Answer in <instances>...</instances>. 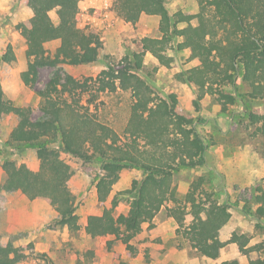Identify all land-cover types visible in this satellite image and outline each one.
<instances>
[{
    "label": "trees",
    "instance_id": "16d2710c",
    "mask_svg": "<svg viewBox=\"0 0 264 264\" xmlns=\"http://www.w3.org/2000/svg\"><path fill=\"white\" fill-rule=\"evenodd\" d=\"M195 1L194 13L182 10L170 13L166 0H112V10L131 24L143 15L157 16L160 35L141 37V50L151 54L157 69L170 66L173 56L169 52L188 49L189 58L196 59L197 64L184 69L179 78L195 86L198 97H212L220 113H227L239 103H264V0ZM79 2L29 0L32 11L29 25L16 26L30 43L25 52L27 68L20 73L21 78L36 76L43 66L56 70L36 90L41 112L37 117L30 106L11 105L0 84V119L5 110L18 117L7 144L37 151L39 160L35 171L25 163L15 165L3 160L5 177L1 188L19 190L29 199L46 196L64 205L71 195L61 181L72 169L61 156L67 153L97 163L104 170L95 183L97 199L104 201L119 172L129 166L140 170L142 177L132 179L130 187L119 192L128 195L126 214L119 222L111 209L102 215L91 214L86 226L90 237L113 236L131 251V240L164 208L198 255L216 259L226 244L234 242L247 252L244 247L248 238L244 234L234 232L227 240L219 238L220 229L231 217L229 208L238 203L220 202V193L212 186V171L207 168L204 136L188 116L176 110L174 93L160 96L137 73L144 67L138 51H128L116 63L101 69L92 82L76 79L63 70L64 64L78 66L97 61L103 49L99 33L77 27ZM52 10L56 21L50 16ZM52 40L59 42L55 56L45 48V43ZM13 59L12 54L0 52V68L3 62ZM239 78L241 92L237 94L235 85ZM117 90L128 91L132 99L121 133L101 122L97 106L93 105L99 93ZM245 125L254 128L252 135L264 142V112L248 111ZM3 152L0 148V155ZM201 167H205V172L195 176L183 195H179L175 174ZM242 202L240 207L247 216L258 220L264 217V176ZM188 215L190 222L185 223ZM77 218L69 212L58 222L75 230ZM263 246L261 242L252 249ZM23 256L11 242L0 245V264H17ZM221 264L240 263L231 259ZM248 264H264V259H249Z\"/></svg>",
    "mask_w": 264,
    "mask_h": 264
},
{
    "label": "rangeland",
    "instance_id": "374dc122",
    "mask_svg": "<svg viewBox=\"0 0 264 264\" xmlns=\"http://www.w3.org/2000/svg\"><path fill=\"white\" fill-rule=\"evenodd\" d=\"M98 1L101 3V14L96 12L98 7L80 9L78 3L75 21L78 28L97 32L101 36L103 49L99 58L90 64H64L63 70L76 79L92 82L101 69L116 63L128 51H138L144 59V67L137 73L160 96L174 93L177 97L176 110L188 116L204 136L207 168L212 171V186L219 191L220 202L238 203L229 208L234 219L230 218L231 221L228 223V220L227 225L219 231V238L227 240L234 232L244 234L248 238L244 248L248 251L243 252L234 242L226 244L216 259L198 255L181 236L179 227L164 208L150 224H144L141 232L131 240V251L113 236L90 237L86 226L91 214L102 215L111 209L117 222L126 214L128 195L119 192L129 188L132 179L142 177L140 170L129 166L119 172V178L104 201L97 199L95 188L96 180L104 170L97 163L74 158L67 153L61 156L71 164L72 169L61 177V181L71 195L64 205H58L46 196L29 199L19 190L4 191L1 188L5 177L3 160L15 165L25 163L33 171L37 170L39 164L37 151L7 144L11 130L18 124V117L10 110L3 111L0 119V148L4 149L3 156L0 155V213L3 216H0V245L11 242L23 253L22 260L17 264H221L225 259H237L240 264H248L249 259H264V246L258 250L252 249V246L264 242V217L258 220L247 216L240 207L242 199L250 197L254 186L260 184L264 176V142L252 135L254 128L245 125L247 112L263 113L264 103H239L227 113H220V107L212 97H198L197 88L179 78L184 69L197 64L196 59L189 58L188 49L169 52L173 56L170 66H157V69H154L157 62L151 54L141 50V37L160 35L157 16L143 15L138 22L131 24L123 21L112 10V0ZM166 6L170 13L176 10L184 13L197 11L195 0H166ZM50 16L54 21L57 20L54 10ZM101 18L104 19L103 25L95 23L96 19ZM24 41L19 39L15 42V51L12 46L5 47L4 41H0L1 54L14 56L13 60L2 63L0 84L11 105L30 106L33 116L37 117L41 112L40 97L36 90L44 86L56 67H40L36 76L22 79L20 73L26 70L28 62L25 53L28 48L25 51L22 49ZM45 48L51 56H55L59 46L56 41H51ZM20 66L25 68L21 71ZM235 90L240 94V78ZM131 101L128 91L117 90L99 93L93 105L97 106L98 119L121 133L129 116ZM204 172L205 167H201L176 173L174 183L178 194L182 196L189 182ZM5 195L15 196V200L24 195L34 202V208L30 214L9 215L7 208L2 207ZM69 212L78 216V228L75 230L58 222L61 216ZM190 219L189 215L186 216L185 223H189Z\"/></svg>",
    "mask_w": 264,
    "mask_h": 264
},
{
    "label": "crops",
    "instance_id": "0c3cea01",
    "mask_svg": "<svg viewBox=\"0 0 264 264\" xmlns=\"http://www.w3.org/2000/svg\"><path fill=\"white\" fill-rule=\"evenodd\" d=\"M98 7V10L96 12H99L101 14V3L98 0H80L79 2V8L83 9L84 7ZM32 15L31 8L29 6V0H0V41H4L5 47L12 46V49L15 51L16 47V41L22 40L24 41V38L20 35L19 29H17V24L23 23L25 25H29V19ZM86 17L91 18L89 15ZM95 17L92 16V19ZM95 20V19H94ZM98 21V22H97ZM99 25L104 24V19H96V22ZM26 41V40H25ZM24 47L22 48L24 51L30 47V43L26 41ZM56 41L59 46L58 40H52ZM51 42V41H49ZM49 42L45 43V46L48 47ZM25 67L20 66V70L22 71ZM2 82V81H1ZM3 84V82H2ZM225 130L222 131L224 133ZM13 197L15 196H8L5 195V201L4 205L2 207L7 208V211L9 215H19L21 213L22 215L30 214L31 210L34 208V202L32 200H29L24 195L18 196L20 197L18 200H15ZM4 198V196H3ZM20 200V201H19ZM4 215V212H3ZM1 218L3 217L0 213ZM231 220L234 219V215L230 217ZM229 220L228 223L231 221ZM227 225V224H226ZM224 225L223 227H225ZM235 226V225H234ZM237 226V225H236ZM222 227V228H223ZM221 228V229H222ZM220 229V230H221ZM222 250V249H221ZM206 258V257H205ZM264 258V257H263ZM210 259V258H209ZM212 260V259H211ZM226 260V259H225Z\"/></svg>",
    "mask_w": 264,
    "mask_h": 264
}]
</instances>
